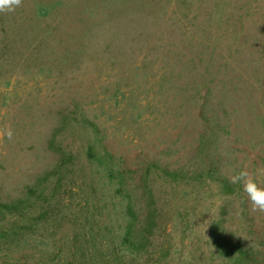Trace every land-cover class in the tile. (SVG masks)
<instances>
[{"label":"rangeland","instance_id":"1","mask_svg":"<svg viewBox=\"0 0 264 264\" xmlns=\"http://www.w3.org/2000/svg\"><path fill=\"white\" fill-rule=\"evenodd\" d=\"M6 127L0 264H264V0H22Z\"/></svg>","mask_w":264,"mask_h":264},{"label":"clouds","instance_id":"2","mask_svg":"<svg viewBox=\"0 0 264 264\" xmlns=\"http://www.w3.org/2000/svg\"><path fill=\"white\" fill-rule=\"evenodd\" d=\"M21 4L22 0H0V13L12 12ZM13 134L11 127L0 130V138L12 140ZM227 178L231 184L242 185L253 212L264 214V165L256 167L254 172L247 167L233 170Z\"/></svg>","mask_w":264,"mask_h":264},{"label":"trees","instance_id":"3","mask_svg":"<svg viewBox=\"0 0 264 264\" xmlns=\"http://www.w3.org/2000/svg\"><path fill=\"white\" fill-rule=\"evenodd\" d=\"M30 234H33L34 232L33 231H30L29 232ZM133 228H132V225H129L128 228L126 229L125 231V242L128 241V239H130L133 235Z\"/></svg>","mask_w":264,"mask_h":264}]
</instances>
